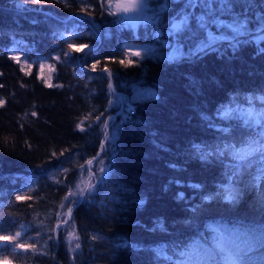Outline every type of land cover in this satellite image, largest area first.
Instances as JSON below:
<instances>
[{
	"label": "trees",
	"instance_id": "16d2710c",
	"mask_svg": "<svg viewBox=\"0 0 264 264\" xmlns=\"http://www.w3.org/2000/svg\"><path fill=\"white\" fill-rule=\"evenodd\" d=\"M101 3L0 0V235L20 231L15 243L36 249L13 252L15 244L5 241L1 256L9 264H190L193 242L212 244L216 228L226 230L221 235L229 247L252 242L233 256L236 264H264V204L252 200L264 169L253 168L259 182L244 189L237 204L216 198L242 162L217 155V147H240L249 133L264 130L249 128L240 112L224 115L230 108L264 112V0H229L226 11L213 0L217 23L209 22L204 3L168 0L156 24L134 28ZM161 3L149 7L158 10ZM185 14L187 27L170 35L171 24ZM234 20L247 21L243 34L218 27ZM208 32L228 39L197 53ZM126 46L184 56L172 62L135 58ZM11 53L33 69L21 70ZM40 60L53 64L51 87L37 76ZM134 88L151 96L121 109L116 132L108 127L106 140L104 124L115 114L112 95L127 100ZM198 149L212 154L202 158ZM89 168L94 187L70 197L76 203L64 224L66 208L59 206L69 190L78 193L77 184L91 182ZM71 231L80 239L69 245ZM77 242L81 248L70 251Z\"/></svg>",
	"mask_w": 264,
	"mask_h": 264
},
{
	"label": "snow or ice",
	"instance_id": "6c2138e0",
	"mask_svg": "<svg viewBox=\"0 0 264 264\" xmlns=\"http://www.w3.org/2000/svg\"><path fill=\"white\" fill-rule=\"evenodd\" d=\"M35 2H39V0H35ZM204 3L205 7L207 8V15L213 17V19L209 22L211 23H217L215 20V13L212 10V3L213 0H188V6L194 7L197 3ZM167 3L168 0H162L161 6L158 10H153L151 17L146 15V12L149 9V0H106V7L109 10V15H116L120 16L123 15L125 17H129L131 15V19L133 20H143L150 22L152 24H156L157 20L160 19V14L165 12L167 10ZM220 4V10L226 11L228 10V4L229 0H219ZM101 6H105L104 0H102ZM115 9V11H112V9ZM200 21V27L206 28L205 24V16L201 15L199 18ZM188 24V16L185 14L183 18L180 20L179 23H172L171 24V30L169 34H173L175 32H178L181 30L182 27L186 28ZM218 27H226L231 29L235 35H241L244 31L247 29V21H240V20H234L231 24L224 25L223 22H220L218 24ZM261 31L264 32V27L261 28ZM223 38V37H221ZM264 38V37H261ZM217 39L216 36H214L211 32H208V39L201 43L199 45L198 51H205L209 50L212 46V42ZM71 48V45L69 46ZM82 47H87V45H83ZM76 51H80V49H76ZM132 55L140 56L139 52H134ZM13 59H16L18 61L19 58L13 57ZM124 61L121 60V63ZM129 63H132V61H129ZM127 66V65H126ZM96 68V65L92 66V70L94 71ZM23 70V69H21ZM107 72V69H105ZM109 76H111V73H109ZM111 87V85H109ZM51 87V85H49ZM249 103H251V100H249ZM232 112H240V116L244 119L245 124L251 128L254 125H259L261 122V117H264V112L257 113L253 109L243 110L240 111L237 108H230L224 111L225 117H229ZM35 115V113H33ZM99 120V117L96 118ZM79 127V125H78ZM104 128H108V124H104ZM84 129L81 128V131ZM226 131V130H225ZM249 136L251 137L248 140H241V146L237 147L235 144H226L223 147H217L216 154L217 155H223L225 153L229 154L234 160L236 161H245L248 159V157L252 156L255 153H260L262 157H264V130H262L258 134L249 133ZM109 138L108 133L105 132V139L107 140ZM101 150H104V146L101 145ZM201 153V157L204 158L212 153L205 152L203 150L198 149ZM93 163L92 160H88L87 164L90 166ZM243 167L244 165H239ZM83 168V165L81 166ZM65 172H68L69 169H64ZM99 171L103 172L104 168H100ZM89 176L91 177L93 173L91 172V169H88ZM83 183V181H81ZM94 187L89 182L85 183V188H81L80 184L76 185V188L79 190V192H74L69 190L68 194L64 196V202H67V205L64 202H61L60 208L65 209L66 212L65 215L68 217L67 220H64V224H68L69 221L72 218V212H73V205H75V200H70V197L76 196L77 194L83 195L85 189L91 190V188ZM22 197L20 195H17L16 199L19 200ZM229 199L235 198V193L232 190H229L228 194ZM61 227V223L57 222L56 224V230L58 231ZM71 227L74 229V224L71 225ZM21 228L23 229L24 226L21 225ZM213 233H215L213 237L212 244L205 246L203 243H197L193 242L192 244V252L188 253L190 257V264H218L217 257H220L223 261H232V264H236V260H233V256H236L237 258L240 255L241 250H243L245 253L251 249L252 242L248 240H242L239 243L234 242V247L227 246L226 243V237L224 235H221V232H224L226 230L223 229H212ZM21 237V232L17 231L15 234V237H9L4 236L0 237V239H3L9 243H14L15 247L13 248V252L15 251V248L23 249L25 252L29 250V248L32 249L33 252H36V249L33 247V244L30 243H15V240ZM52 236H49V239H52ZM31 239V238H28ZM66 239L68 240L69 245H71L73 240L79 241L80 237L75 233V231H71L67 234ZM93 239H96V237H93ZM81 248L80 243H75V246L70 248V251L75 252L76 250ZM181 264H184V261H181Z\"/></svg>",
	"mask_w": 264,
	"mask_h": 264
},
{
	"label": "rangeland",
	"instance_id": "374dc122",
	"mask_svg": "<svg viewBox=\"0 0 264 264\" xmlns=\"http://www.w3.org/2000/svg\"><path fill=\"white\" fill-rule=\"evenodd\" d=\"M151 1H155V0H149V2ZM175 2V0H174ZM17 7H22L23 5L19 4L16 5ZM113 11H115V9H112ZM152 8L149 7L148 11L146 12V15L151 17L152 15ZM131 15L134 14H130L129 17H125L123 15L117 16L120 20L123 21V23H127L129 24V26H132L134 28L135 25L138 24H143L147 21H143V20H133L131 19ZM116 16V15H115ZM233 35H235V33H233ZM224 39H228L227 37L224 38H219L217 37V39L215 41L212 42L215 43ZM199 48V46H198ZM75 49H80V50H84L83 47H75ZM125 51L126 53H128L130 56L132 57H139L141 59L143 58H147V59H151V60H156V61H167V62H172L175 60L180 59L182 56H184V54L180 53V52H176L175 50H169L166 53L161 52L160 50H157L153 47H145V46H138V47H130V46H126L125 47ZM197 53L199 52L198 49H196ZM134 52H139L140 56H135L132 55V53ZM11 56L13 57H17L19 58L18 61L16 60V62L18 63L19 66H21V69H23L24 72H28L31 69H33V65L31 63L26 62L25 60H21V58L17 55V54H13L11 53ZM53 58L57 59V56H53ZM36 65H37V76H39V78H41L43 80V84L45 85H49L50 81H52V74H53V64H51L49 61L47 60H40V61H36ZM150 94V91L147 90H142V89H133V94L126 100V98H123L122 96H115L114 94L112 95L111 98V103L113 104V106L115 107V114L111 115V117L108 119V127L112 128L110 129L111 131L116 132V124H115V120L118 119L119 115H120V110L125 108V106H128V104H130V101H135V100H141V99H145L148 98ZM259 127H263L264 128V117H261V122L258 125ZM107 131V129L105 130V132ZM112 132V133H114ZM239 165H244L243 167L239 166ZM239 165L235 166V168H232V175L230 176V180H228L227 184H225V186L223 185L222 187L218 188V192L216 193L217 197L219 199V201L224 202L225 204H231V205H235L238 203L239 197L242 196V191L244 192V189L247 191H250L248 189H250V185L254 184L256 185L257 182H259L258 180H254V176H252V171L253 168H256L257 166L261 167V169H264V157H262L261 154H253L252 156L248 157L247 160L242 161ZM89 167H92L91 165ZM252 176V177H250ZM93 177V176H92ZM247 177L248 179H253L250 180L247 183ZM94 178V177H93ZM91 180V184L93 185L95 182V178ZM245 183V184H244ZM246 185V187H245ZM257 189H260L259 192L254 193L252 195L253 199L255 200V202L257 204H264V179L262 181L259 182V187ZM229 190H232L235 193V198L234 199H229L228 198V194H229ZM248 193V192H247ZM249 194V193H248ZM248 197V196H247ZM207 201V199H205ZM191 221V220H190ZM184 224V223H183ZM188 224V223H186ZM185 224V225H186ZM0 237H4L1 236ZM15 237V236H13ZM65 240L66 237H65ZM5 242V240L0 239V246L3 245L2 243ZM68 242V240H67ZM0 264H9V261L7 258H4L1 256L0 254Z\"/></svg>",
	"mask_w": 264,
	"mask_h": 264
}]
</instances>
